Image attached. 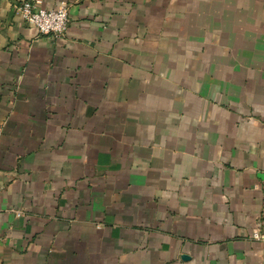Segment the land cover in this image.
<instances>
[{"label": "crops", "instance_id": "0c3cea01", "mask_svg": "<svg viewBox=\"0 0 264 264\" xmlns=\"http://www.w3.org/2000/svg\"><path fill=\"white\" fill-rule=\"evenodd\" d=\"M0 0V264H264V0ZM18 213L20 216H18Z\"/></svg>", "mask_w": 264, "mask_h": 264}, {"label": "built area", "instance_id": "2783aa9c", "mask_svg": "<svg viewBox=\"0 0 264 264\" xmlns=\"http://www.w3.org/2000/svg\"><path fill=\"white\" fill-rule=\"evenodd\" d=\"M15 10L39 35L58 38L68 30L69 6L66 2L60 3L55 9H46L42 0H25L17 4ZM248 237L253 241L264 242V233L260 227L253 229Z\"/></svg>", "mask_w": 264, "mask_h": 264}]
</instances>
